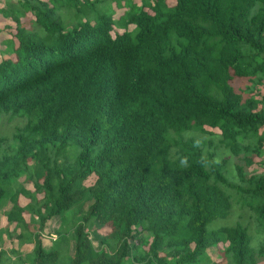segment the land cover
Listing matches in <instances>:
<instances>
[{
	"label": "trees",
	"instance_id": "1",
	"mask_svg": "<svg viewBox=\"0 0 264 264\" xmlns=\"http://www.w3.org/2000/svg\"><path fill=\"white\" fill-rule=\"evenodd\" d=\"M107 2L0 5V112L22 118L0 133V212L33 243L0 264H259L246 224H208L239 203L264 231V0Z\"/></svg>",
	"mask_w": 264,
	"mask_h": 264
},
{
	"label": "rangeland",
	"instance_id": "2",
	"mask_svg": "<svg viewBox=\"0 0 264 264\" xmlns=\"http://www.w3.org/2000/svg\"><path fill=\"white\" fill-rule=\"evenodd\" d=\"M5 1L6 0H0V5H4ZM123 1L124 0H120L121 4H118L117 0H108L107 3H104L105 6H109V11L113 18H117L120 14L124 12L125 9H127V6L123 4ZM167 1L170 4L174 2V0H167ZM130 27H131V24H130ZM119 30H121V28H119ZM9 31H13V23L11 21V18L4 15L0 11V57H1V49L5 44V41L7 39V33H9ZM21 123H22V118L20 117L8 118L7 114L0 112V133L6 134L9 137L11 135V132L14 130L15 125H18ZM207 128L215 130L216 133L219 131L216 127L215 128L207 127ZM215 134L207 135V137L209 136L212 137V142L211 144H205V147L212 149L214 148L213 145L217 144V147L215 149L218 150L217 152L218 156L228 155L229 156L228 165L233 166V163L235 161L234 156H231L230 152H228L226 149L223 148V146L218 141V135H215ZM249 168L250 169L256 168L258 170L264 171V165L262 164L259 165L258 163H254ZM93 178H94L93 175H89L85 179V182L90 183L93 181ZM22 179H23V176L19 177V180H22ZM19 201L21 203H25L27 201V198L20 195ZM237 221L243 224H246L248 226L249 232L252 235V244L254 246L259 244L260 241L264 239V231H261L258 229L259 223L255 220L254 215L252 214V211L248 210L246 207L241 208L239 203H236L233 205L232 210L227 216L218 217L212 220L208 224V227L213 228V227H218L220 225L234 224ZM8 225H11V224H7L4 214L0 212V246L5 247L6 249L13 247V249L18 250L19 252H22V253L29 251L33 247V243L28 242V241L20 242L19 239L15 236L14 230H11L10 229L11 227H9ZM6 227H8L7 229L8 231L12 232L10 235L6 232L7 231L5 230ZM96 227L97 226L94 225L91 228L90 238L95 247H100L101 234L98 232L99 230ZM101 229L104 230V228H101ZM54 233L55 232L53 230V227H50L48 230L47 228H45V230H42V232L40 233V237L42 239V242L45 248H48L51 245V237L54 236L53 235ZM209 251L214 256L216 248L215 247L210 248ZM259 264H264V257L260 259Z\"/></svg>",
	"mask_w": 264,
	"mask_h": 264
},
{
	"label": "crops",
	"instance_id": "3",
	"mask_svg": "<svg viewBox=\"0 0 264 264\" xmlns=\"http://www.w3.org/2000/svg\"><path fill=\"white\" fill-rule=\"evenodd\" d=\"M260 161L264 163V155L262 156V158H260ZM264 173V171H263ZM54 236H52L51 238H54L56 236V233L53 234Z\"/></svg>",
	"mask_w": 264,
	"mask_h": 264
}]
</instances>
